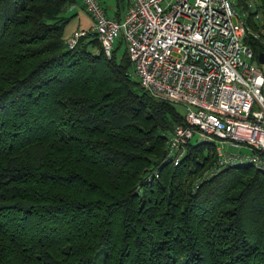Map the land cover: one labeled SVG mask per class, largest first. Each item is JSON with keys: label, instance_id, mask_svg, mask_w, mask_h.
Here are the masks:
<instances>
[{"label": "trees", "instance_id": "1", "mask_svg": "<svg viewBox=\"0 0 264 264\" xmlns=\"http://www.w3.org/2000/svg\"><path fill=\"white\" fill-rule=\"evenodd\" d=\"M75 2L0 0V264H264V171L202 177L198 141L174 164L180 104L141 86L122 38L68 46Z\"/></svg>", "mask_w": 264, "mask_h": 264}, {"label": "built area", "instance_id": "2", "mask_svg": "<svg viewBox=\"0 0 264 264\" xmlns=\"http://www.w3.org/2000/svg\"><path fill=\"white\" fill-rule=\"evenodd\" d=\"M81 1L93 22L66 35L68 46L90 33L111 56L122 38L141 86L183 106V123L167 140L174 164L198 141L217 151L202 177L239 163L264 171V74L245 40L251 35L264 46V24L250 31L233 0H128L122 18L107 15L98 0Z\"/></svg>", "mask_w": 264, "mask_h": 264}, {"label": "rangeland", "instance_id": "3", "mask_svg": "<svg viewBox=\"0 0 264 264\" xmlns=\"http://www.w3.org/2000/svg\"><path fill=\"white\" fill-rule=\"evenodd\" d=\"M235 1V0H233ZM248 3L251 5L252 8L255 7V5L257 4L256 3V0H249ZM76 8H78L77 10H79L78 13H74L73 10L70 9V7L68 6L65 10H64V14L65 15H70V14H73L71 19L68 21V23L66 24L65 26V32L68 33L66 35H70L72 32L71 30L75 29L77 26H79V24H83V25H87L85 28H88L89 25H90V17L88 16L87 13L83 12L82 11V8L80 6H76ZM240 11H242L239 7H237ZM83 12V13H82ZM258 14H259V17L257 18V20H255V18L253 17V20H254V25L252 26L249 22H247V25L249 26V28L251 29L250 31L252 32H257L259 31V26L260 25H263L264 24V12H263V8H260L258 9ZM251 33V32H250ZM65 35V36H66ZM125 47V44L123 43L118 49H117V55L120 56V54L122 53L123 49ZM260 67L262 69V72L264 74V61L263 62H260ZM262 91H263V95H264V85L262 87ZM179 107L180 110H184L183 106L182 105H177ZM245 150H248V146H245L243 147ZM204 152H207L209 151V154L211 155V160L213 162L214 159H216L217 157V151L216 149L213 147V146H208L206 148L203 149ZM208 153V152H207ZM210 163V162H209ZM210 165V164H209ZM206 167V166H205ZM204 167V168H205ZM209 167V166H208ZM207 167V168H208ZM203 168V169H204ZM205 168V169H207ZM203 171V170H201ZM192 179L193 181L196 180V178L198 177L197 174H194L192 175Z\"/></svg>", "mask_w": 264, "mask_h": 264}, {"label": "crops", "instance_id": "4", "mask_svg": "<svg viewBox=\"0 0 264 264\" xmlns=\"http://www.w3.org/2000/svg\"><path fill=\"white\" fill-rule=\"evenodd\" d=\"M99 3L102 5V7L105 10V13L109 16L115 17V18H122L127 10L128 7V0H98ZM76 6H80L82 8V11L87 13L90 17V25L93 22V19L88 11L84 8V5L81 0H77L74 4L70 6V9L74 11V13H78L79 10L76 8ZM82 12V13H83ZM89 25V26H90ZM87 25L79 24L75 29L71 30L74 31L79 28H85ZM70 33V32H68ZM65 32V34H68Z\"/></svg>", "mask_w": 264, "mask_h": 264}, {"label": "water", "instance_id": "5", "mask_svg": "<svg viewBox=\"0 0 264 264\" xmlns=\"http://www.w3.org/2000/svg\"><path fill=\"white\" fill-rule=\"evenodd\" d=\"M258 60H259V62H263L264 61V51H260L258 53Z\"/></svg>", "mask_w": 264, "mask_h": 264}]
</instances>
